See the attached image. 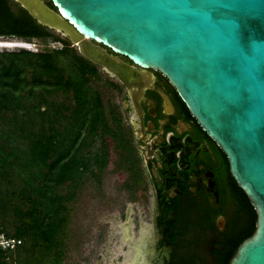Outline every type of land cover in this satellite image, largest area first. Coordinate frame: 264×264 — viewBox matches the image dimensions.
<instances>
[{
    "label": "water",
    "instance_id": "obj_1",
    "mask_svg": "<svg viewBox=\"0 0 264 264\" xmlns=\"http://www.w3.org/2000/svg\"><path fill=\"white\" fill-rule=\"evenodd\" d=\"M14 1L128 89L169 79L257 212L230 264H264V0Z\"/></svg>",
    "mask_w": 264,
    "mask_h": 264
},
{
    "label": "trees",
    "instance_id": "obj_2",
    "mask_svg": "<svg viewBox=\"0 0 264 264\" xmlns=\"http://www.w3.org/2000/svg\"><path fill=\"white\" fill-rule=\"evenodd\" d=\"M0 38L65 43L42 52H0V235L22 241L0 252V264H63L71 205L88 177L100 183L109 139L131 177L139 175L135 155L120 108L108 107L97 86L103 69L69 38L14 0H0ZM255 229L254 218L230 256Z\"/></svg>",
    "mask_w": 264,
    "mask_h": 264
},
{
    "label": "flooded vegetation",
    "instance_id": "obj_3",
    "mask_svg": "<svg viewBox=\"0 0 264 264\" xmlns=\"http://www.w3.org/2000/svg\"><path fill=\"white\" fill-rule=\"evenodd\" d=\"M142 72L132 89L108 74L139 175H129L135 208L117 213L106 264H230L257 212L175 86Z\"/></svg>",
    "mask_w": 264,
    "mask_h": 264
},
{
    "label": "rangeland",
    "instance_id": "obj_4",
    "mask_svg": "<svg viewBox=\"0 0 264 264\" xmlns=\"http://www.w3.org/2000/svg\"><path fill=\"white\" fill-rule=\"evenodd\" d=\"M0 40L22 41L15 38H0ZM25 42L32 44L31 51L35 52L65 46L64 41L59 43L50 41L47 45L36 39L25 40ZM19 50L20 48H3L0 49V52ZM110 81L114 82L103 70L97 86H99L108 107L120 108V100L116 95L117 90L112 88ZM108 147L109 162L100 178V183L95 178L88 177L71 205L67 254L63 264H106L109 250L112 245L114 246V243L111 244L113 235L111 226L116 221L117 213L125 210L129 204L135 208L137 194L128 185L130 184V174L121 165L120 152L111 139H109Z\"/></svg>",
    "mask_w": 264,
    "mask_h": 264
},
{
    "label": "built area",
    "instance_id": "obj_5",
    "mask_svg": "<svg viewBox=\"0 0 264 264\" xmlns=\"http://www.w3.org/2000/svg\"><path fill=\"white\" fill-rule=\"evenodd\" d=\"M25 43H28V42H25ZM28 45L32 46V44L30 43ZM20 49L32 50L29 48H20ZM21 244H22V241L20 239H17L15 237H7L5 235H0V252L1 251H14Z\"/></svg>",
    "mask_w": 264,
    "mask_h": 264
},
{
    "label": "bare ground",
    "instance_id": "obj_6",
    "mask_svg": "<svg viewBox=\"0 0 264 264\" xmlns=\"http://www.w3.org/2000/svg\"><path fill=\"white\" fill-rule=\"evenodd\" d=\"M27 41V40H26ZM29 43H25V40L21 41H1L0 40V49L7 48V49H16V48H29L32 49L33 45H28Z\"/></svg>",
    "mask_w": 264,
    "mask_h": 264
}]
</instances>
